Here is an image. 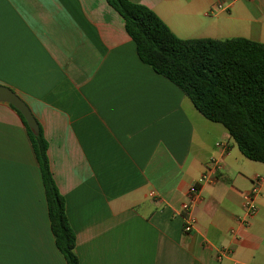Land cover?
<instances>
[{"label": "crops", "instance_id": "crops-1", "mask_svg": "<svg viewBox=\"0 0 264 264\" xmlns=\"http://www.w3.org/2000/svg\"><path fill=\"white\" fill-rule=\"evenodd\" d=\"M180 38L264 43V0H130ZM0 85L28 105L75 233L79 264H264V163L137 55L106 0H0ZM224 143L225 149L217 143ZM210 159L221 163L201 182ZM192 184L196 222L182 231ZM221 248L227 255L217 258ZM0 264H66L31 142L0 102Z\"/></svg>", "mask_w": 264, "mask_h": 264}, {"label": "trees", "instance_id": "trees-1", "mask_svg": "<svg viewBox=\"0 0 264 264\" xmlns=\"http://www.w3.org/2000/svg\"><path fill=\"white\" fill-rule=\"evenodd\" d=\"M106 1L122 17L140 60L177 85L206 119L223 125L247 159L264 163V43L244 37L180 38L149 7ZM10 106L25 126L39 165L55 245L66 264H79L75 233L51 173L47 140L40 126L33 134Z\"/></svg>", "mask_w": 264, "mask_h": 264}, {"label": "built area", "instance_id": "built-area-1", "mask_svg": "<svg viewBox=\"0 0 264 264\" xmlns=\"http://www.w3.org/2000/svg\"><path fill=\"white\" fill-rule=\"evenodd\" d=\"M218 147L225 149L226 145L224 143H217ZM221 163L217 159H210L206 166L205 170L201 175V182H207L214 179V175L220 170ZM264 182V178L255 177L253 188L244 196L242 208L244 211V217L241 219V224H246L248 219L255 215L257 208L254 202V197L258 192L259 186ZM200 198V185L192 184L188 187L186 191V199L181 203L180 210L182 212L183 227L182 231L184 233H190L195 225L196 219L192 212V207L196 201ZM217 258L220 259L222 256L227 255L228 250L226 248H221L218 251Z\"/></svg>", "mask_w": 264, "mask_h": 264}, {"label": "water", "instance_id": "water-1", "mask_svg": "<svg viewBox=\"0 0 264 264\" xmlns=\"http://www.w3.org/2000/svg\"><path fill=\"white\" fill-rule=\"evenodd\" d=\"M0 102H6L16 108L23 116L28 128L33 134H38L39 125L25 101L12 89L0 85Z\"/></svg>", "mask_w": 264, "mask_h": 264}]
</instances>
